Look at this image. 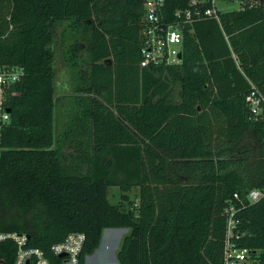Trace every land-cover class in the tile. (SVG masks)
<instances>
[{
	"label": "trees",
	"instance_id": "obj_1",
	"mask_svg": "<svg viewBox=\"0 0 264 264\" xmlns=\"http://www.w3.org/2000/svg\"><path fill=\"white\" fill-rule=\"evenodd\" d=\"M263 7L197 20L184 28L180 63L141 67V0H0V64L24 70L8 94L0 232L24 233L50 257L81 231L86 264L105 229L126 228L120 264H222L233 205L235 240L264 264V196L246 198L264 187V117L245 100L253 88L264 94ZM63 23L87 39L70 107L51 49ZM174 83L178 102L168 99ZM13 256L14 243L0 242V264Z\"/></svg>",
	"mask_w": 264,
	"mask_h": 264
},
{
	"label": "built area",
	"instance_id": "obj_2",
	"mask_svg": "<svg viewBox=\"0 0 264 264\" xmlns=\"http://www.w3.org/2000/svg\"><path fill=\"white\" fill-rule=\"evenodd\" d=\"M140 30V66H169L180 63L184 28L193 22L210 18L219 24L221 15L225 13L218 6L221 3L233 2L238 9L246 6L261 5L264 0H187L185 6L169 11L166 2L169 0H141ZM264 14V7L262 8ZM24 70L17 64H0V153L3 146V132L10 122L7 111L8 94L23 77ZM252 116L256 119L264 117V94L253 88L245 97ZM264 196V187L248 191L247 200L256 202ZM238 197L237 194L234 195ZM235 208L230 205L226 209V239L222 253V264H256L259 263L256 251L241 246L235 239L240 233L235 231L238 220L234 218ZM28 236L24 233L0 232V242L11 240L14 243V256L10 262L1 264H81L80 256L86 240L81 231L67 233L63 240L50 248L51 258L38 247L29 245ZM260 264V263H259Z\"/></svg>",
	"mask_w": 264,
	"mask_h": 264
},
{
	"label": "rangeland",
	"instance_id": "obj_3",
	"mask_svg": "<svg viewBox=\"0 0 264 264\" xmlns=\"http://www.w3.org/2000/svg\"><path fill=\"white\" fill-rule=\"evenodd\" d=\"M218 6L222 8L221 10H223L224 12H228L232 10H239L238 9L239 5L233 2L221 3V4H218ZM75 41L77 43L75 47V51L77 55L75 58L79 62L78 63L79 65H77L78 66L77 69H75L72 66L69 60L71 56L70 54H72L70 52L71 47ZM51 49L54 53V72H55V84H56L57 95L65 96L66 102L69 103V107H70L73 96L78 94L77 92H73L74 87L78 85V83H76L77 82L76 75L78 72H81L83 68L84 69L88 68V64L86 62L87 39L81 33L78 35H74L66 27V23H63L62 25L57 26L54 30V41L52 43ZM179 97H180V88L178 84H174L172 87V94L170 95V99L177 101ZM245 136H246L245 143L247 144L249 142L248 140H250L248 137L249 134L247 133ZM70 153H72V150L69 147H67L64 150V154H63L64 158L67 157ZM137 192L138 191L135 188L131 190L129 196L135 200L136 197L134 198V196L137 194ZM119 197H120L119 188L110 187L108 190L109 201L111 203H117L119 201ZM107 239H108L107 231L105 230L99 247L91 254V256H93L94 253H96L97 251L103 250V244L104 242L107 241ZM120 239L118 240V243ZM96 257L97 256L91 257L89 260L93 258L92 259L93 261L94 258ZM108 257L110 258L111 255ZM99 259L101 258L95 259V263L93 262L92 264H99L97 262V261H100ZM111 259H114L113 263L110 261H105L101 264H120V262L117 259L116 253H114V257H112ZM256 264H259V263H256Z\"/></svg>",
	"mask_w": 264,
	"mask_h": 264
},
{
	"label": "crops",
	"instance_id": "obj_4",
	"mask_svg": "<svg viewBox=\"0 0 264 264\" xmlns=\"http://www.w3.org/2000/svg\"><path fill=\"white\" fill-rule=\"evenodd\" d=\"M174 84H178V83H174ZM171 94H172V92H171ZM168 99L171 100L170 99V94L168 95ZM180 99H181V95H180V97H179V99L177 101H174V100H172V101L173 102H178V101H180ZM105 230L107 231L108 239L103 244V250L97 251L96 253H94L93 256L88 255L86 257V260H85L86 264H92L93 262L95 263V259H98V258H101V259H99L100 261H97L99 264H101V263H103L105 261H110L112 263L114 262V259H111V258L114 257V253H117L118 248H119V246L121 244V241H122L123 237L127 234L125 232H128V229H126V228H108V229H105ZM104 231H103V233H104ZM103 233H102V236H103ZM101 239H102V237H101ZM119 239H120V241L118 243ZM101 241H100V243H101ZM110 255H111V257L109 258L108 256H110ZM94 256H97V257L94 258L93 261H92L93 258L91 260H89L91 257H94Z\"/></svg>",
	"mask_w": 264,
	"mask_h": 264
},
{
	"label": "water",
	"instance_id": "obj_5",
	"mask_svg": "<svg viewBox=\"0 0 264 264\" xmlns=\"http://www.w3.org/2000/svg\"><path fill=\"white\" fill-rule=\"evenodd\" d=\"M179 57H181V54H179ZM7 111L8 112H11V109L10 108H7Z\"/></svg>",
	"mask_w": 264,
	"mask_h": 264
}]
</instances>
